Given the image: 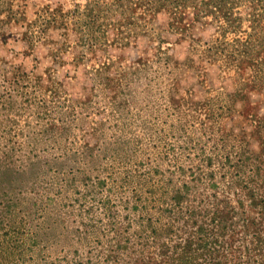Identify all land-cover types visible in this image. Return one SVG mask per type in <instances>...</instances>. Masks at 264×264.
Segmentation results:
<instances>
[{"label":"rangeland","instance_id":"rangeland-1","mask_svg":"<svg viewBox=\"0 0 264 264\" xmlns=\"http://www.w3.org/2000/svg\"><path fill=\"white\" fill-rule=\"evenodd\" d=\"M87 1L0 0V264H264V11Z\"/></svg>","mask_w":264,"mask_h":264},{"label":"trees","instance_id":"trees-1","mask_svg":"<svg viewBox=\"0 0 264 264\" xmlns=\"http://www.w3.org/2000/svg\"><path fill=\"white\" fill-rule=\"evenodd\" d=\"M84 6V15L92 20V22H87L86 25L88 27L87 30H90V25L95 24L96 17L104 12L132 13L137 9H144L145 12L154 17L162 12L167 13L172 16V19L177 24L180 22L175 18L176 14L188 15L187 12L189 11L194 20L209 17L229 19L233 14V10L239 7L247 9L252 17L256 18L258 15H263L264 0H89ZM1 166L5 167V163H2ZM176 196H179V194ZM255 199L257 197L254 193L251 200ZM259 201L263 202L264 197L259 198ZM216 208H218V205ZM217 215L220 216L218 209L214 213V216ZM223 215L227 216L226 213H223ZM212 221L219 226L225 224L224 220L218 221L214 219ZM200 231L203 232L204 229Z\"/></svg>","mask_w":264,"mask_h":264}]
</instances>
